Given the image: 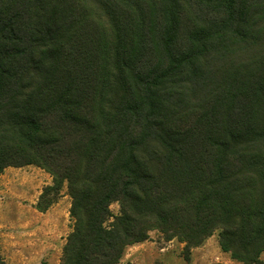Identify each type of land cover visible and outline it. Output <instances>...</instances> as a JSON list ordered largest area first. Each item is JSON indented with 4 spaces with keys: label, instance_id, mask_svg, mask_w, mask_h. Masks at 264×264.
Here are the masks:
<instances>
[{
    "label": "trees",
    "instance_id": "16d2710c",
    "mask_svg": "<svg viewBox=\"0 0 264 264\" xmlns=\"http://www.w3.org/2000/svg\"><path fill=\"white\" fill-rule=\"evenodd\" d=\"M28 166L39 212L71 199L60 264L154 231L264 264V0H0V176Z\"/></svg>",
    "mask_w": 264,
    "mask_h": 264
},
{
    "label": "rangeland",
    "instance_id": "374dc122",
    "mask_svg": "<svg viewBox=\"0 0 264 264\" xmlns=\"http://www.w3.org/2000/svg\"><path fill=\"white\" fill-rule=\"evenodd\" d=\"M51 184V176L34 166L8 168L0 176V251L7 264H60L73 226L71 199L65 187L55 205L39 212L36 205ZM111 210L118 215L119 205L113 204ZM150 236L128 248L120 264H241L221 250L218 234L192 249L189 259L185 244L167 241L159 231Z\"/></svg>",
    "mask_w": 264,
    "mask_h": 264
},
{
    "label": "crops",
    "instance_id": "0c3cea01",
    "mask_svg": "<svg viewBox=\"0 0 264 264\" xmlns=\"http://www.w3.org/2000/svg\"><path fill=\"white\" fill-rule=\"evenodd\" d=\"M26 169H32V166L25 167Z\"/></svg>",
    "mask_w": 264,
    "mask_h": 264
}]
</instances>
